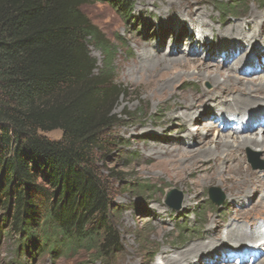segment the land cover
Masks as SVG:
<instances>
[{
  "label": "trees",
  "instance_id": "obj_1",
  "mask_svg": "<svg viewBox=\"0 0 264 264\" xmlns=\"http://www.w3.org/2000/svg\"><path fill=\"white\" fill-rule=\"evenodd\" d=\"M92 2L128 15L134 4L0 0V223L23 236L20 253L31 243L101 257L118 247L98 155L114 144L127 90L114 77L110 39L84 11ZM91 47L103 52L102 66ZM58 129L60 139L46 135Z\"/></svg>",
  "mask_w": 264,
  "mask_h": 264
},
{
  "label": "rangeland",
  "instance_id": "obj_2",
  "mask_svg": "<svg viewBox=\"0 0 264 264\" xmlns=\"http://www.w3.org/2000/svg\"><path fill=\"white\" fill-rule=\"evenodd\" d=\"M132 1L134 4L129 15L121 13L108 2H92L84 6V11L92 23L96 24L110 39L111 46L114 48L112 53L114 77L127 90V94L120 99L115 109V113L121 118V121L110 131L114 144L109 147L107 152L98 155L102 172L112 187L115 214H111V223L119 237L118 247L110 254L101 257L95 255L88 248L68 249V246L63 243H58L53 252L42 250L41 247H36L31 243L28 249H23L20 253L18 250L23 236L10 231L11 228L3 222L0 223V264H131L133 262H137L136 264H157L161 255L167 251L174 252L177 250L176 246L185 245L192 242L194 237L205 235L209 217H217L222 222H226V225L229 223V227L239 223L234 218V211L242 206L236 200L228 199V191L224 189L222 183H219V180L207 184L201 181L198 191L195 192L194 182L198 180L195 175L188 178L185 175V180L173 179L162 170V166H156L157 161L163 157L156 154L157 148L162 147L166 150V146H169L166 145L167 139L164 137L179 136L181 139L179 142L174 141L173 138L171 140H173L172 146L180 147L183 142L187 141L184 136L186 129H194L195 132L200 133L207 132L204 134V139L212 140L209 146L214 147L213 141L219 138L217 130L206 131V127H204L205 129L201 128L209 124L210 120H218V117L214 116V114L217 115L216 113L211 114V117L206 115L201 120L191 122L186 128L183 127L184 129L180 128L179 130H176V125H173L170 120L166 122L170 110L180 101L176 96H172V91H186L191 94V91L196 88L198 90L203 86L211 88V83L197 78H189L184 80V86L180 88L173 86L167 94H162L159 91L154 95L146 86V81L153 75L152 67L133 74L129 70V66L132 61L138 62L141 59V54L144 53L142 49L138 51L137 46L149 42L147 47H150L151 53L158 50L160 53L168 51L172 53L178 49L179 52H186L188 60H195L198 64L206 66L218 63L221 64L220 67L223 71L227 68L238 67L231 66L236 62L240 63L241 67L247 60L260 56V49L264 50V45L259 47L255 53L248 52V58L246 57L247 59L242 62L239 55L243 54L244 48L247 49L250 46V42L246 36L231 35L225 41L226 44H221L223 41L219 38L221 22L242 23L245 26L251 21L250 17L254 11L260 13V21L264 14V0H193L207 7L214 17V21H207L208 25L214 27V33L204 34L201 29L194 27L188 21H185L183 27L182 21L170 20L172 11L170 6H166V4H172L169 0ZM233 6L241 7V9L235 11ZM253 24L254 22L251 23V25ZM247 32L249 33L250 29ZM191 33H194L192 38L188 36ZM192 47H195L194 52L189 54ZM226 47L230 53H224ZM210 51L214 54L213 56L210 55ZM91 52L98 60L99 66H102L105 60L103 52L94 47H91ZM193 55L197 57L193 58ZM172 57L168 56L167 58ZM261 59L259 65L257 64L258 67L257 65L251 66L250 70H248L249 65L242 66L241 71L247 70L249 73L236 72V74L252 75L250 78L258 81L264 80V56ZM185 69L183 67L182 69L174 68L171 71L163 70L160 76L165 74V79L178 77L186 72ZM191 71L197 72L198 70L193 66ZM198 106L200 109L199 103ZM212 116L217 119H213ZM235 124L224 128L226 129L224 132L232 131V128L236 127ZM252 124L255 127L252 131L261 135L264 124H257L256 121H252ZM195 126L200 128H194ZM259 126L262 127L258 128ZM46 135L58 140L62 136V131L53 130L47 132ZM233 138H235V134L230 137V140ZM194 147H200V143H196ZM243 153L246 162L251 164L252 169H264V151L246 147ZM177 154L179 152H174V157H167L169 159L167 164L170 168L183 164L182 157ZM144 186H147L146 190ZM211 187L219 188L223 194L224 202L222 204H216L210 198L209 189ZM173 189H178L183 194L179 209L173 208L167 202ZM186 196L194 198L188 200L189 205L183 209ZM247 204V207L243 206V208L251 206V203ZM224 243L227 247H223L219 252L223 256L230 255L228 251L222 252L223 249L227 250L228 247H237L236 249H238L244 246V244L234 246L228 241ZM252 243L254 242H245L246 245H252ZM258 247L260 245H257ZM214 254L216 258L221 256L217 253ZM206 256L209 257L210 254ZM239 256L240 254H233L231 258H224L226 260L219 264L227 262L240 264ZM246 256H248L247 259L252 257V255ZM251 261L253 259L250 258L248 264H252Z\"/></svg>",
  "mask_w": 264,
  "mask_h": 264
},
{
  "label": "bare ground",
  "instance_id": "obj_3",
  "mask_svg": "<svg viewBox=\"0 0 264 264\" xmlns=\"http://www.w3.org/2000/svg\"><path fill=\"white\" fill-rule=\"evenodd\" d=\"M169 1L172 4H166V6H170L172 11L170 20L178 22L180 20L183 22L182 26L185 25V21H188L194 27L201 29L202 34L214 33V27L207 24L208 20L214 21L213 14L207 7L193 0ZM259 16L260 13L254 11L252 17H250L251 21L245 26L242 23L221 22L219 36L223 40L221 44H226L225 41L231 35L235 37L246 36V39L250 42V46L247 49L244 48L243 54L239 55L241 61L248 58V52L255 53L259 47L264 45V14L260 21ZM252 22H254L253 25H251ZM249 24L250 26H248ZM248 29H250L249 33L247 32ZM188 36L192 38L194 33L188 34ZM147 46H149V42L137 46L138 51L142 49L144 53L141 54V59L138 62H131L129 70L134 74L152 67L153 75L146 81V86L154 95L159 91L162 94H167L173 86L180 88L184 86V80L189 78L208 81L212 85L211 88L203 86L202 89H199L200 91L197 88L193 89L191 94L186 91H172V96H176L180 101L170 110L166 122L170 120L173 125H176V130H179L180 128L184 129L183 127L186 128L191 122L201 120L206 115L211 117V114L216 113L217 115L214 114V116L218 117V120H210L209 124L201 128L205 129L204 127H206V131L217 130L219 138L213 141L215 143L213 148L209 146L212 140L204 139V134H207V132L200 133L195 132L194 129H186L184 136L187 141L183 142L180 147L172 146L173 140H171L173 138L174 141L179 142L181 140L179 136L164 137L167 139L166 145L169 146H166V150L162 147L157 148L156 154L163 157L157 161L156 166H162V170L167 172L169 177L173 179L179 178L181 180L184 179L185 175L186 178L195 175L198 179L194 182L195 192L198 191L201 181L207 184L219 180V183H222L224 189L228 191V199H234L242 206L234 211V218L238 220V224H232L229 227V223L226 225V222L211 216L208 218V229L205 235L194 237L192 242L185 245L176 246L177 250L174 252L167 251L161 255L162 257L157 264H219L226 260L224 258H231L233 254H240V264H248L250 258L253 259L252 264H264V169H252L251 164L246 162L243 155V150L246 147L264 151V130L261 131V135L252 131L255 129L252 121H256L257 124H264V80L258 81L250 78L252 75L236 74V72L247 74V70L241 71L242 66L249 65L248 70L256 66L262 60L264 50L260 49V56L247 60L241 67L239 66L240 63L236 62L231 66L236 65L238 67L227 68L223 71L220 67L221 64L218 63L205 66L196 63L195 60H188L185 51L179 52L176 49L172 53L169 51L160 53L158 50L151 53L150 47ZM203 47L205 48V44ZM194 49L195 47H192L189 54H193ZM197 49L199 50V48ZM225 52L230 53V50L227 48ZM210 55L213 56L214 54L211 53ZM168 56L173 57L167 58ZM196 57L193 55V58ZM193 66L198 70L197 72L191 71ZM183 67L186 68L184 75L180 74L178 77H170L169 79H165V74L160 76L163 70L171 71V69H182ZM233 123H236V127L232 128V131L224 132L226 130L224 128H228ZM194 128L198 129L200 127L195 126ZM247 130L250 132H245ZM234 134L235 138L230 140V137H233ZM198 142L200 147L193 148ZM174 152H179L177 155H180L184 162L178 167L170 168L167 164L169 160L167 157H174ZM194 197L186 196L182 208L186 209L189 205L188 200ZM247 203H251V206L243 208V206L247 207ZM225 241L234 246L243 244L244 246L238 249H236L237 247L223 249L222 252L228 251L230 253V255L223 256L219 252L223 247H227ZM248 241L254 243L246 245L245 242ZM257 245H260V247L257 248ZM214 253L221 256L216 258ZM208 254H210L209 257L206 256ZM246 255H252V257L247 259L248 256ZM226 264H234V262H227Z\"/></svg>",
  "mask_w": 264,
  "mask_h": 264
},
{
  "label": "water",
  "instance_id": "obj_4",
  "mask_svg": "<svg viewBox=\"0 0 264 264\" xmlns=\"http://www.w3.org/2000/svg\"><path fill=\"white\" fill-rule=\"evenodd\" d=\"M210 198L216 204H222L224 202L223 194L217 187H211L209 189ZM183 194L178 189H173L167 198V202L173 208L179 209L181 207Z\"/></svg>",
  "mask_w": 264,
  "mask_h": 264
}]
</instances>
